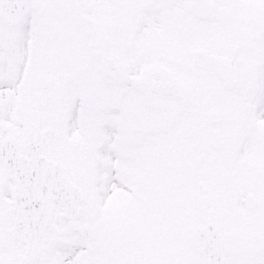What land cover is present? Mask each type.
I'll use <instances>...</instances> for the list:
<instances>
[{
    "label": "snow or ice",
    "instance_id": "6c2138e0",
    "mask_svg": "<svg viewBox=\"0 0 264 264\" xmlns=\"http://www.w3.org/2000/svg\"><path fill=\"white\" fill-rule=\"evenodd\" d=\"M0 264H264V0H0Z\"/></svg>",
    "mask_w": 264,
    "mask_h": 264
}]
</instances>
